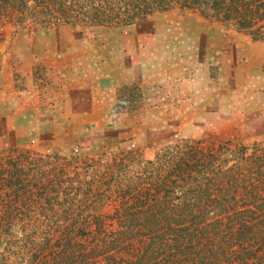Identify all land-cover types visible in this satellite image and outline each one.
Wrapping results in <instances>:
<instances>
[{
  "label": "rangeland",
  "instance_id": "1",
  "mask_svg": "<svg viewBox=\"0 0 264 264\" xmlns=\"http://www.w3.org/2000/svg\"><path fill=\"white\" fill-rule=\"evenodd\" d=\"M182 4L110 29L0 20V264L118 226L171 146H264V39Z\"/></svg>",
  "mask_w": 264,
  "mask_h": 264
},
{
  "label": "trees",
  "instance_id": "2",
  "mask_svg": "<svg viewBox=\"0 0 264 264\" xmlns=\"http://www.w3.org/2000/svg\"><path fill=\"white\" fill-rule=\"evenodd\" d=\"M169 2L0 0V20L110 29ZM182 7L264 39V27H256L264 24V0H183ZM252 146L224 141L169 147L148 162L156 187L133 198L139 206L117 209L112 218L120 223L113 229L103 223L65 227L57 245L42 243L47 264H264V146Z\"/></svg>",
  "mask_w": 264,
  "mask_h": 264
}]
</instances>
